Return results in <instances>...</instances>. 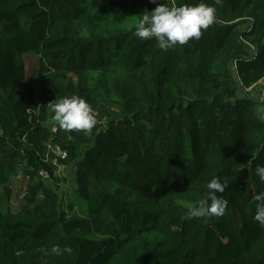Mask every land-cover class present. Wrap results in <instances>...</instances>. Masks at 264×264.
<instances>
[{"label": "trees", "instance_id": "1", "mask_svg": "<svg viewBox=\"0 0 264 264\" xmlns=\"http://www.w3.org/2000/svg\"><path fill=\"white\" fill-rule=\"evenodd\" d=\"M200 2L216 21L199 39L162 51L134 35L157 4ZM263 80L264 0H0V264H264V106L250 94ZM73 95L91 132L53 119ZM74 165L79 219L37 180ZM213 178L228 183L225 214L192 218ZM54 246L72 253L45 255Z\"/></svg>", "mask_w": 264, "mask_h": 264}, {"label": "clouds", "instance_id": "2", "mask_svg": "<svg viewBox=\"0 0 264 264\" xmlns=\"http://www.w3.org/2000/svg\"><path fill=\"white\" fill-rule=\"evenodd\" d=\"M156 3V0H151ZM219 2V0H217ZM137 22L134 35L140 40L155 39L156 46L168 51L177 45H185L192 39H199L202 30H207L216 21V10L203 2L198 4L171 5L159 3L152 11H145ZM53 119L61 129L72 132H91L97 124L91 105L79 96L64 97L50 103ZM255 174L264 183V165H257ZM227 182L213 178L205 185L206 199L199 200L189 215L192 218L219 217L226 211L227 201L216 195L223 193ZM253 219L264 227V194L257 195ZM72 253V248L54 246L45 255ZM20 254V250L17 251Z\"/></svg>", "mask_w": 264, "mask_h": 264}, {"label": "rangeland", "instance_id": "3", "mask_svg": "<svg viewBox=\"0 0 264 264\" xmlns=\"http://www.w3.org/2000/svg\"><path fill=\"white\" fill-rule=\"evenodd\" d=\"M27 69L30 76L38 67V58L34 53L29 54L26 57ZM251 98L256 102L261 103L264 106V92L262 85L259 83L250 91ZM259 106L258 109H260ZM55 124V122H54ZM56 175L61 178V183L57 184L52 180L49 173L46 171L40 172V177L37 180H42L43 184L48 187H52L63 197V209L69 217H77V219L85 216L87 210V204L83 199H80L76 191V176H75V165L69 169H60L56 172ZM29 180L21 172L17 179L12 183V200L10 207L12 211L20 210L22 206V200L27 192Z\"/></svg>", "mask_w": 264, "mask_h": 264}, {"label": "built area", "instance_id": "4", "mask_svg": "<svg viewBox=\"0 0 264 264\" xmlns=\"http://www.w3.org/2000/svg\"><path fill=\"white\" fill-rule=\"evenodd\" d=\"M260 84L262 85V88H263V92H264V80L260 82ZM54 152L59 156L61 157L62 159H65L67 157V153L62 151L59 147H56L53 149Z\"/></svg>", "mask_w": 264, "mask_h": 264}]
</instances>
